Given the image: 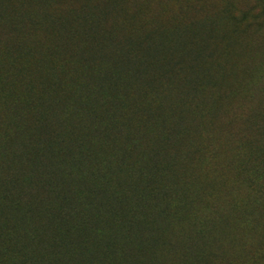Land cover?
<instances>
[{
    "label": "rangeland",
    "instance_id": "rangeland-1",
    "mask_svg": "<svg viewBox=\"0 0 264 264\" xmlns=\"http://www.w3.org/2000/svg\"><path fill=\"white\" fill-rule=\"evenodd\" d=\"M83 15L99 18L102 35L111 32V48L152 32L154 44L212 53L200 63L207 89L191 107L175 99L166 112L171 124L182 120L184 132L154 202L165 213L144 205V185L135 182L131 200L106 209L105 224L93 219L78 230L85 216L75 209L64 230L49 227L26 249L44 256L46 242L60 235L89 240L87 254L68 256V264H264V0H0V177L12 175L32 151L21 133L34 124L30 94L44 93L45 111L59 112L53 95L66 90L70 71L49 73L62 81L41 89L36 82L48 62L63 64L68 55L82 68L71 51L94 40ZM23 66L28 70L21 73ZM170 127L144 137L147 154L159 153ZM116 210L135 214L136 222L118 226L121 239L108 248L104 233ZM48 257L40 264H54Z\"/></svg>",
    "mask_w": 264,
    "mask_h": 264
},
{
    "label": "trees",
    "instance_id": "trees-1",
    "mask_svg": "<svg viewBox=\"0 0 264 264\" xmlns=\"http://www.w3.org/2000/svg\"><path fill=\"white\" fill-rule=\"evenodd\" d=\"M81 19L94 39L82 51H71L82 68L68 55L63 64L54 58L48 62L49 71L36 82L41 89L52 80L62 81L49 73L70 71L64 73L66 90L53 95L59 112L45 111L44 93L43 97L30 94L27 101L35 112L34 124L21 133L32 151L23 154L12 175L0 177V264H40L47 256L54 264H68V256L86 255L89 240L82 237L76 243L72 237H50L44 249L49 253L44 256L26 247L28 241L42 239L49 227L64 230L75 209L85 216L78 230L93 219L105 224L111 215L106 209L112 203L131 200L135 182L144 185V205L165 213L167 207L154 208V202L163 191L165 173L175 156L170 151L184 132L182 120L176 118L171 124L166 112L172 113L175 99L191 107L207 89L200 63L211 59L212 53L200 47L180 52L163 41L154 44L152 32L111 48V32H99V18L83 15ZM27 70L23 66L19 72ZM35 90L31 87L30 93ZM168 125L159 153L147 154L144 137ZM145 164L148 170L143 169ZM135 222V214L116 210L111 228L104 233L107 247L121 239H116L118 226L128 229ZM97 235L103 233L97 230ZM71 241L72 247L64 245Z\"/></svg>",
    "mask_w": 264,
    "mask_h": 264
}]
</instances>
